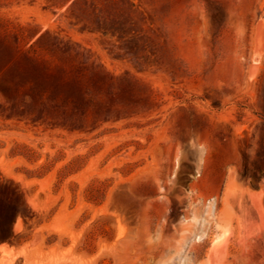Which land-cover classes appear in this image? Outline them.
<instances>
[{
    "label": "rangeland",
    "instance_id": "obj_1",
    "mask_svg": "<svg viewBox=\"0 0 264 264\" xmlns=\"http://www.w3.org/2000/svg\"><path fill=\"white\" fill-rule=\"evenodd\" d=\"M0 183V264H264V0H0Z\"/></svg>",
    "mask_w": 264,
    "mask_h": 264
},
{
    "label": "trees",
    "instance_id": "obj_2",
    "mask_svg": "<svg viewBox=\"0 0 264 264\" xmlns=\"http://www.w3.org/2000/svg\"><path fill=\"white\" fill-rule=\"evenodd\" d=\"M118 82H121V84L131 86V82H129L126 78L115 79L114 77H111L107 81H105V83L108 87L110 96H113V95L119 96L122 94L123 91L121 90V88H119ZM139 90H140V88H139ZM76 94H77L80 102H83L84 98H85L84 93H82L81 91H78V92H76ZM121 104L124 106L123 101L121 102ZM76 109L79 110V105H78V107H76ZM71 123H73V122H71ZM72 125L73 124H68L67 127H72V129H74ZM0 194L4 195V196H8V189H7L6 185H4L2 183H0ZM6 206H7L6 215L11 216L13 220H16L17 217L20 215L23 216V212L20 208V203H19V200L17 198V195H15V197L12 198V201L7 200Z\"/></svg>",
    "mask_w": 264,
    "mask_h": 264
}]
</instances>
